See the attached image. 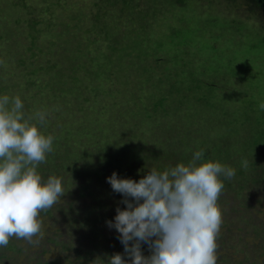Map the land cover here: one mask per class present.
<instances>
[{
  "label": "rangeland",
  "instance_id": "rangeland-1",
  "mask_svg": "<svg viewBox=\"0 0 264 264\" xmlns=\"http://www.w3.org/2000/svg\"><path fill=\"white\" fill-rule=\"evenodd\" d=\"M251 8L248 0H185L182 5L175 0H0V96H19L26 118L47 111L46 124L40 125L35 118L31 122L46 136L58 137L59 146L66 145L68 139L65 127L82 130L85 135L73 136L74 144L86 154L101 128L103 135L121 137L120 145H138L142 137L144 146L157 144L156 153L160 143L175 146L179 148L174 159L177 164L191 161L194 151L202 150V143L205 151L217 149L211 140L216 136L235 138L238 151L248 154L245 143L254 140L256 132L264 145V110L259 108L264 103V14H251ZM74 77L78 86H83L78 102L71 94L80 91L75 89ZM67 91V95L61 93ZM83 98L88 101L83 102ZM165 120H170L171 128ZM170 136L182 144L190 136L188 147ZM152 152L136 165L146 164L149 172L165 171L163 165L169 166V161L157 164ZM132 154L131 160L145 156L141 151ZM70 162L66 157L60 160L66 166ZM47 163L39 165L45 170L40 174L49 171ZM149 172L117 176L138 182ZM113 173L111 170L109 176L101 178L97 184L100 191L95 190L98 194L103 193ZM74 174L69 171L61 177L65 195L51 208L56 217L61 205L76 213L94 201L90 196L80 197L72 182L78 184L86 177ZM262 174L264 171L256 175L258 179ZM231 179L232 184L224 179L219 203L222 221L230 220L231 228L239 214L236 208L246 210L240 202L264 217V186L242 181L239 176ZM251 194L253 200L248 199ZM114 198L113 223L117 208L124 210L120 208L122 197ZM246 220H236L235 226L247 224ZM42 221L43 239L30 244L14 238L22 251L6 252L7 260L1 259L0 264H51L55 259H61L59 264H85L60 242L75 236L65 233L54 238L56 243L46 241V237L61 234L57 229L63 228L64 219L42 215ZM103 228L99 257L108 256L109 261L112 253L125 251L114 228L109 224ZM227 238L226 249L217 252V264H225L224 254L243 260L246 253L239 251L241 245L246 242L252 251L263 241L252 236L241 241L236 234ZM145 246L142 254L150 256L148 244ZM123 257L131 262L126 253ZM254 262L259 263L253 259L250 264Z\"/></svg>",
  "mask_w": 264,
  "mask_h": 264
},
{
  "label": "clouds",
  "instance_id": "clouds-1",
  "mask_svg": "<svg viewBox=\"0 0 264 264\" xmlns=\"http://www.w3.org/2000/svg\"><path fill=\"white\" fill-rule=\"evenodd\" d=\"M23 107L19 96H0V247L12 238L38 244L44 237L40 213L65 195L62 178L53 175L45 181L37 170L53 151L54 137L31 121L44 125L49 113L42 110L26 118ZM259 108L264 110V103ZM204 156V150L196 151L187 164L163 172L153 169L138 182L115 172L108 178L127 205L117 208L115 222L108 224L120 234L131 264H217L222 225L217 202L224 179L233 178L236 170L220 162H200ZM242 163L247 168V160ZM142 242L150 256L142 254ZM109 264L128 261L115 254Z\"/></svg>",
  "mask_w": 264,
  "mask_h": 264
},
{
  "label": "trees",
  "instance_id": "trees-1",
  "mask_svg": "<svg viewBox=\"0 0 264 264\" xmlns=\"http://www.w3.org/2000/svg\"><path fill=\"white\" fill-rule=\"evenodd\" d=\"M176 3L179 5H182L185 3V0H175ZM211 1V0H210ZM226 2L228 1H233V0H225ZM252 4V8L250 10L251 14H256V15H262L264 14V0H248ZM73 81L77 82L76 88H79V92H76V90L71 91V94H75L78 99L75 101L78 102L79 98L83 95H81L83 86L79 85V82L77 78H73ZM69 83V79H68ZM62 94L70 93V92H61ZM78 93V94H77ZM83 93V92H82ZM61 94V95H62ZM88 101V99L83 98V102ZM145 108V107H144ZM139 111H143L141 108ZM166 115L171 117V121L173 122L174 118L170 113L166 112ZM165 116V115H163ZM163 118V117H162ZM170 120H165L164 122L167 123L168 127H170L171 122ZM162 119H159L157 122L159 125H161L159 122H161ZM176 123V121L174 120ZM166 126V124H165ZM164 127V126H163ZM161 129V128H160ZM65 130L67 131L66 136L68 139H66V145H61L60 141L58 140V137H54V140L56 139L57 142L53 141V151L47 155L46 162L47 164H50L49 171L46 173L53 176L61 178L64 176V173H68L69 171H73L74 177H76V173H82L84 174V181H79L77 184L75 181L72 183L76 188H78V191L80 193L81 198H86V196H90L91 198L94 199L93 203L88 205L89 208L87 209H80V211L76 213H70V210L63 205L59 206L57 209L60 211L59 216H54L52 214L53 212L51 209H49L46 212H41L40 213V219L42 220V215L45 216L47 215L48 217L53 218H63L64 219V224L63 228L57 229L58 232H61L58 234H53V236L46 237V241L52 243H56L57 240L54 239L56 236L63 237L65 233L69 234L70 237H74V239L70 240H62V247L66 251H75V254L77 255L79 260L84 261L85 264H109L108 261V256H103L99 257V251L100 247L102 246L100 242V237L102 235V232L104 230L103 226L108 224L109 221L112 222L113 217L112 216V209L116 208L115 206V198L116 196H121L122 199L124 200L125 197L123 195H118L115 194L113 191L110 183H105L104 186L106 188L103 191L102 194H98V191H100L99 187L97 184L101 180V178H105L110 175V171L113 170L116 174L122 175L129 177L132 175V172H136L139 174V172H149V169L146 164H141V166H137L135 162L139 163L142 160L145 159L147 156L148 151H153L152 156L153 160L157 162H164L165 160L169 161V166L163 165L164 170L168 168H173L177 165V161H174L178 154L179 148L172 146L170 144L166 145L165 143H160L158 147V153H156L157 149V144L154 146H144L141 144L142 137H139V146L138 145H130V144H121L120 145V138L118 136H115L113 134H105L103 135L102 133L104 132V128H101L100 134H98L99 138H97V141L88 146V154L82 153L80 151V148L75 146V140L74 137L76 138H83L85 135L83 131H79L74 128H69L65 127ZM85 130H87V127H85ZM88 134V133H87ZM86 134V135H87ZM151 134H154L151 132ZM191 135V134H190ZM260 134L256 132L254 135V140L249 141L245 143V146L249 148V153H241L238 151L236 144L238 145V142L235 140V138H225V137H214L211 138V140H214L212 142L213 147L214 144L216 145L217 149L211 148L210 151H205L203 148H205L204 144L202 143V150L205 152V156L203 157L201 162L204 161H213V162H220L223 165L234 167L236 169V177L239 176L241 177L242 181H247L250 183H258L259 186H264V175L262 174V179H258L257 174H260L261 172L264 171V145L260 142L261 136ZM74 136V137H73ZM259 138H256V137ZM174 137L175 141H178V143L185 147H188L189 142L188 140L190 139V136L185 139V143L182 144V140L176 139L175 136H170L169 138ZM71 138V139H69ZM232 140H235V143H232ZM153 141H150L152 143ZM176 143V142H175ZM141 145V147H140ZM147 145V144H146ZM138 151H141L142 153H145V156L139 155L137 159L131 160V156L135 155L132 154L133 152H138L135 150V147H137ZM143 147V148H142ZM151 147V148H149ZM169 148H173L171 151H167ZM200 149H196V151H199ZM155 151V152H154ZM139 154V153H138ZM137 155V153H136ZM67 158L70 162L68 166L65 165V163L61 164L60 160L63 158ZM247 160L248 166L247 168L243 167V161ZM69 167V168H68ZM138 168V169H137ZM141 168V171L139 170ZM162 168V169H163ZM43 166H38L37 170L39 173L44 172ZM58 173V174H57ZM46 174V175H47ZM43 179L46 181L47 176L41 174ZM97 178V180L95 179ZM73 178V177H72ZM93 178L96 181H93ZM223 179V177H222ZM230 180V184H232V179ZM225 182V181H224ZM252 185V184H250ZM96 187V188H94ZM241 188V187H240ZM94 189V191H93ZM98 189V191H95ZM110 192V193H109ZM98 194V196H97ZM254 195L251 194V197H248L249 200L252 198ZM102 197V198H101ZM101 198V199H100ZM114 198V199H113ZM131 201V198H129ZM247 200V197L245 198ZM222 201V197L220 196L218 200V205ZM142 202V201H141ZM93 205L94 209H91V206ZM240 207L246 208L243 212H241L240 209L236 208V212L239 213L237 215V218L232 221V226L229 228L230 225V220L228 221L227 219L222 221L221 228L223 232H219L218 237H217V244H218V249L217 252L221 253L222 250L226 249V244L228 242V236H232V234H236L237 237L242 241L248 237H253L255 239L262 238L263 241L258 242L257 244L254 245L252 251L248 250L246 242L241 245L242 248H240L239 251L242 253H246V257H243V260H237V259H230L229 256H226L224 254L223 256V262L225 264H250V262L254 259L259 261V263L264 264V226L263 224V216L260 215V212L257 210L252 209V207H246V204H243L242 202L239 203ZM120 207V206H117ZM124 210L127 208V205L124 204L122 207ZM85 211H88L87 213ZM231 211H233V207L231 208ZM241 212V213H240ZM245 218L247 219L246 223H240L241 226H235L238 225L236 223V220ZM77 220V222H75ZM43 222V221H42ZM115 222V219H114ZM73 225L71 228H67L69 225ZM114 228V227H113ZM228 228V234L225 233V230ZM52 229V228H51ZM80 229H82V232L80 233ZM64 231V232H63ZM114 232L117 236H120V234L117 232V230L114 228ZM79 234V236H78ZM78 237V238H76ZM124 246V245H123ZM141 247L145 248V243H141ZM97 249V250H96ZM9 251H17L21 252L22 249H19L17 244L14 243V238H12L8 244L7 247H0V260L5 259L7 260V257L5 256L6 252ZM101 253H105L101 251ZM119 254V253H112L111 256ZM121 256L123 257L125 253L121 250L120 252ZM106 255H108L106 253ZM125 260H128L126 257H123ZM65 259V257L63 258ZM61 259H55L51 264H59ZM7 261H5L6 263ZM258 263V264H259ZM79 264H82L79 262ZM128 264H131L130 260L128 261ZM255 264V262H254ZM257 264V263H256Z\"/></svg>",
  "mask_w": 264,
  "mask_h": 264
}]
</instances>
